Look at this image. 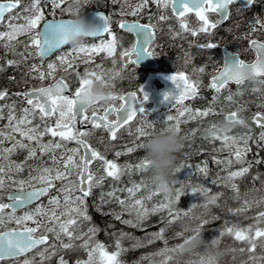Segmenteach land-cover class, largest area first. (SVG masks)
Instances as JSON below:
<instances>
[{
	"label": "trees",
	"instance_id": "1",
	"mask_svg": "<svg viewBox=\"0 0 264 264\" xmlns=\"http://www.w3.org/2000/svg\"><path fill=\"white\" fill-rule=\"evenodd\" d=\"M31 2L32 0H20L18 7L4 17L0 25V33L9 32L11 30L10 25L24 24L26 22L24 18L30 15L25 9L30 7ZM69 2L70 0H67V3L62 4L60 8L53 9L50 0H40V8L44 12V20L48 18H72L71 14L66 11ZM139 2L140 0H117L116 3H113V0H92L90 4L85 5L84 12L87 10L105 11L111 17L110 23L113 26L116 21L139 20L155 25V29L160 35H183V32H179L181 29H178L180 28V20L172 16L169 6L166 8L160 7L153 3L152 0H149L148 5L137 16L121 15L122 12L131 11V7H128V5L135 6ZM160 15L166 16V19L160 20ZM257 21L264 22V0L259 1L248 9H239L233 12L224 28L219 29V44L229 47L231 50L238 52L245 60H248L247 41L252 37L264 39V27ZM38 28L31 33L17 35L11 41L8 40L7 36L0 38V89H7L10 92L9 96L0 100V116L3 117L0 119V131L5 132L11 129L8 120L10 111L15 117L13 125H15L16 120L24 117L23 109L28 107H25L21 100L23 92L48 84L56 77L64 76L74 70L79 75H84L86 70L95 71L96 73L105 71L108 74L112 70L110 68L111 62L109 63V61L112 60L113 62L115 60L116 63L120 61L119 53L122 47L118 44L116 54L112 57L107 56L104 52L92 53L91 61L88 63H85L88 60V56L83 54L79 57H69L68 59L73 65L71 69L64 71L62 67L58 66L51 76L41 80L39 79V71L42 70L47 73L49 71L47 64L50 62L59 64L57 57L71 52L72 47L70 50H62L52 58L41 60L35 54V46L31 44V36L35 31H38ZM111 31L115 35H119V32H122L115 27ZM179 38L182 39V37ZM106 39H109V37ZM100 40L88 39L85 41V45L98 44ZM196 41H194L192 46H188V51L194 49V46L197 45ZM172 45L168 44L167 47L172 49ZM8 61H15V63L9 65ZM33 65L37 66V71L31 70ZM97 65L100 67H97ZM203 68L205 71L203 72L202 82L213 75L219 67L217 65L215 67L205 65ZM188 70L186 71L189 72ZM261 81H264V79L256 80L251 84L248 82L239 85H228L221 89L219 93H210L207 90H203L198 97L192 100V104L196 109L203 111L211 108L212 111L207 116H198L194 121L180 127L179 136L182 148L176 153L177 168L180 170H175L172 173V191L167 194L174 197L176 189L180 188L181 182H183L185 194L172 205L174 212L181 213L178 219L172 223H167L166 221L170 220L171 217H169L168 209L165 208L155 213L150 211L147 219L137 220L136 211L132 207L136 199H143L144 205L149 210L167 201L160 192H157L145 182L144 178L146 176H139L137 180L132 177L129 178L123 169L124 162H127L126 158L123 157L121 164L123 177H120V182H115V179L110 182V187L113 190L110 193H113V195L103 196L106 206L100 200L97 206L91 205L87 210L88 215L91 217L88 222L98 228L92 243L102 245V249H105L108 254L119 251L120 254L117 259L120 264H162L166 257H171V259L167 260V264H208L209 258H212L214 264H252L253 262L264 264V237L257 238L254 241L257 244L255 252L249 253L247 249L250 245L247 241L236 240L234 235H230L226 231L228 228L251 229L250 235L254 236L257 229L264 230V218L260 217V213L264 212V163H253L249 173L230 182L228 180L229 172L237 171L241 167H247V163H236V158L232 154L235 151V146L229 147V150L228 146L230 144L226 145L223 139H214L212 136V132H216L213 128V125H216L215 122L223 120L227 113L239 109V115L244 117L245 124L233 127L228 135L237 136L239 134L242 137H252L249 141L251 151L247 153L245 160L254 162L260 159L264 161V142L257 143L259 140L257 134L260 135L257 131L258 129H264L258 127L252 120L257 113L264 114V83H261ZM229 95L232 96V100L227 99ZM214 96L216 97L215 100H213ZM29 119L32 121V124L28 125L29 127L40 126L43 129L45 123L47 124V120H42L37 111L35 115H29ZM154 131V133L160 132L158 130ZM218 134L223 136V133L218 132ZM7 135L5 134V137ZM41 139L43 143L48 142L47 135ZM146 139L147 137H142L141 140L144 142ZM18 140H21V138H18ZM23 142L25 144L31 143L33 147H36L35 141L29 142L23 138ZM12 143L13 141L4 138L0 149L6 148ZM135 152L136 154L133 152L128 154L129 160L133 159L134 155L140 160L145 157L143 149H136ZM27 156V149H19L15 155L9 156L8 161L5 159L2 164L6 165L8 162H12L13 166L15 164H23L27 172L28 167L37 168L41 166L40 161L42 158H40L39 151H37L36 157L27 159L25 162ZM229 160L232 163H229ZM217 161H220V163H217ZM205 164L207 166V175L198 171L197 167H204ZM26 170H24V174ZM143 171L140 170L139 173L143 174ZM16 178L17 180H27L25 175H16ZM232 183H235L238 187V196L233 191ZM134 184L141 185V187L135 192V195L130 196L126 191L128 188L133 187ZM9 185L11 184H7L3 191L11 190L8 189ZM194 187L206 188L209 190L208 195L218 194L219 198L215 204H209L205 207L207 198L200 193L193 194L192 188ZM100 191L107 192L106 185L102 186ZM93 196L94 194L89 197V201ZM149 196H151V199L147 198ZM1 198L4 199V194L1 195ZM120 199L125 201L124 206L120 205ZM250 199L256 203L240 207L242 210L237 213L227 214L228 211L235 209L239 204ZM260 199L263 202H260ZM193 205H195L194 208L192 207ZM184 212H188V215H183ZM201 213H206L203 214L206 216H202ZM116 215H119L120 219H116ZM199 216L206 217L208 221L201 228L200 239H202L203 244L199 248L191 252L181 251L176 253L167 252L164 255L157 254L165 247L173 248L183 244L184 237L195 235L193 230L197 229L202 222L196 224ZM213 217L216 218L213 219ZM122 221H132V224L136 226L122 223ZM161 228L164 229L163 235L167 240V245H165L164 240H153L149 243L148 241L152 238V235L160 232ZM177 233H183V236H177ZM213 240H216L217 243L213 244ZM118 242L119 249L117 248ZM138 244L142 246H137ZM208 248L214 249L216 252L214 257L208 256ZM242 248L245 251L241 252L240 249ZM61 255L64 256L69 264H74L84 258L85 250L81 247L73 250L62 249L59 254L44 259L37 264H54L55 261L57 263ZM250 255L256 257L255 261L249 259ZM23 259L19 260L22 261ZM3 264H6V262H3ZM8 264H16V262L11 261Z\"/></svg>",
	"mask_w": 264,
	"mask_h": 264
},
{
	"label": "snow or ice",
	"instance_id": "2",
	"mask_svg": "<svg viewBox=\"0 0 264 264\" xmlns=\"http://www.w3.org/2000/svg\"><path fill=\"white\" fill-rule=\"evenodd\" d=\"M53 9L60 8L62 4L67 3V0H50ZM117 0H113V3H116ZM149 0H140L135 6L128 5L131 7V11L121 15H132L137 16L143 8L148 5ZM153 3H156L160 7H168L171 3L174 15L178 18L184 17L188 12H194L196 16L202 21L201 27L198 29L199 32L209 33L212 29H216L218 24L222 20H227L229 18L230 6L237 3V0H152ZM247 6H251L255 0H244ZM20 3V0H14L11 3H0V21L3 20L4 12L10 11L13 8H16ZM65 10V9H62ZM29 12L30 15L26 16L25 23L21 25H10L11 31L9 33H0V38L7 36L8 40L11 41L15 39L17 35L31 33L33 30L38 28L41 21H44V12L40 8V0H32L29 8L25 9ZM67 11V10H66ZM206 12H215L219 19L212 21L205 14ZM95 16L98 21L101 22V27L94 32L93 38H100L105 33L108 35L109 39L100 40V43H93L89 45H82L79 48H72L71 52H68L65 55H60L57 57L59 64L55 62H50L47 64V73L40 70L39 79L44 80L48 76H51L59 67H62L64 71L72 68V62L68 59L69 57H79L81 54L88 56V60L85 63L91 61L92 53L104 52L107 56L112 57L116 54L118 47V40L116 35L111 31L110 20L111 17L104 15L103 13L97 12ZM160 20H165L166 16L160 15ZM262 27H264V22L257 21ZM73 22L71 20H50L43 23L42 28L39 31H35L31 36V44L37 49L36 55L43 60L45 57L50 56L55 53L57 50L61 49L62 46L67 44L68 36L72 31ZM119 27L127 32L133 33L137 40L136 43L132 46L130 50L121 51L119 53L120 60L127 67L129 64L136 65L137 60L141 56L153 57L154 53L150 51V46L155 37V25L151 23L143 24L138 21L126 22L121 20L119 22ZM181 28L184 31H189L187 23L181 22ZM193 36L197 35L196 30H191ZM251 45L257 50L258 57L257 61L252 64L245 63L243 60L239 59L237 55L228 54L225 60L224 69L219 72L218 75L212 77V80L209 84V88L214 90L216 93H219L221 89L229 82H235L237 85L243 83L245 80L246 74L251 72L256 76H264V59H261L259 56L260 52H264V44L257 43L255 40L250 41ZM27 47V45H26ZM198 47L202 49H214L218 47L217 44L209 42L204 45H199ZM135 55V60L131 57ZM9 65L15 63V61H8ZM115 64V60L113 61ZM66 65V67H65ZM97 67H100L97 65ZM32 71H37V66H32ZM205 69L203 67L194 69V72L203 73ZM119 75V73H116ZM88 77H95L97 80L102 79V75L96 73L95 71L86 70L84 75L80 77V85L75 90V92L70 96L68 93L69 85L65 82L63 78L58 80L54 85L48 87H40L34 89L32 92L24 93L25 101L27 105L31 108H24L25 113L24 117L16 120L15 125L13 126V121L15 117L12 112H9L8 120L9 126L12 133H19V135L29 142L35 141L36 147H33L31 143L25 144L23 140L15 139V136L8 134L5 137V134L0 131V145L3 144L4 138L13 141L12 147L0 149V156L3 159H8L14 152L18 149H27L28 156L25 158L31 159L36 157L37 151L41 154L52 152L54 149H59L62 147V144L52 140L48 143L42 142V137L45 135H51L52 137H60L61 141H72L74 140L77 144L76 148L70 150L71 154H65V156L59 159L53 156V164L55 167L49 168L44 167L38 169V175H31L29 179H13L12 172H20L23 170V164H15L13 166L12 162H9L7 168L0 165V191L4 190L6 187V182H11L12 185H18V193H10L8 195V200L11 203L0 202V264H3L6 260L15 261L16 264H36V261L33 258L27 256L28 253L33 252L37 249L38 246L44 245L45 248L43 251L37 252L36 254L41 257V260L48 259L53 255H56L58 249L62 248L64 250H73L77 247L84 248L88 250L89 261H77L76 264H90L92 253L96 248H102V245H96L95 248L91 247L92 237L95 235L98 230L96 226H91L88 228L87 233L82 231H77L78 228V219L83 221H90L91 217L87 213L86 198L91 195L93 187L100 186L104 177L97 179L93 171L90 169V165L93 160H99L103 162L104 172L108 177H112L115 180L120 178V175L123 173V169L118 166L113 161L106 160L104 156L88 143L86 137L91 135V132L80 131L75 128V124L80 120L86 121L91 124L93 129L106 130L112 140L117 139V132L123 128L125 125H128L138 114L146 117L144 115L143 104L147 101L148 97L144 93L143 89L140 87L139 91L141 93L142 99L139 103H136L137 93H129L127 96L115 93H110V100H119L120 104L117 107L116 105H110L109 107L104 108L103 114H99L98 111L94 108L98 103L91 100L86 92V84L90 81ZM167 79L175 85V89H178V94L165 93L164 100H174L177 104H183L185 99H194L197 97L200 89V81L192 80L189 76L185 75L184 72H180L177 75H170ZM264 83V81H261ZM110 86V85H109ZM7 95L6 92L0 91V100L4 99ZM216 97H213L215 100ZM228 100H232V96L227 97ZM39 111L40 117L42 120L45 118L51 117L54 114H59L55 126H48L46 123L41 129L40 126H31V119L29 115H35L36 111ZM91 111V118L87 114ZM212 109L207 110H196L195 113L192 112L187 106L183 107V110L179 112L178 117L168 115L163 121L167 127H174L178 132L180 131V117H185V114L188 113L187 119H195L198 116H207ZM239 109L234 112L227 113L228 118L237 117L239 114ZM114 116V119L110 117ZM3 117L0 116V119ZM175 122L170 124L168 122ZM186 122V121H185ZM253 122L257 124L258 127L264 129V114L257 113L253 117ZM157 122L145 120V125L136 128V139L139 140L141 137H148L150 133L147 129L155 128ZM23 126V127H22ZM215 125H213V128ZM131 134V133H130ZM214 139H223L225 143L231 141V145L235 146L234 156L235 162L239 164L247 163V167H241L237 171L229 172L228 180L235 181L239 177H243L245 174L249 173L250 168L253 166V163L260 164L264 161L257 159L253 161H246L245 157L248 152L251 151L249 147V141L252 139L250 136L240 137L239 140L234 137H229L227 135L220 136L218 132H212ZM264 142V130L260 132L259 140L257 143ZM143 141L136 143L133 141L132 147H127L126 151L131 153L136 149H143ZM242 145V146H241ZM80 149H83V154L80 153ZM6 154V155H3ZM79 155V159H76V156ZM121 153H117V156ZM220 163V161H217ZM229 163H232L229 160ZM138 170H147L148 161L146 158L141 159V161L135 166ZM198 167V171L207 175V166ZM180 169L177 168L176 171ZM75 173L77 179L73 180L71 177ZM33 181H36L41 187H36ZM56 181H61L58 191L63 193V208H61V199L58 196L49 197V207L45 209L43 206H37L33 211H26L24 215L17 216L16 210L25 209L31 203L40 200L41 197L49 196L50 190L56 188ZM25 185H28L31 188V191L25 192ZM233 191L238 193V187L235 183H232ZM141 185H133V187L128 188L127 192L130 196H133L136 191L139 190ZM209 190L206 188H192V193H200L205 196L207 207L209 204H215L219 198V195H208ZM79 193V194H75ZM184 185L181 182V187L176 189L175 196L166 195V203H161L159 206H154L149 210L143 203V199H136L132 207L136 211V216L138 221L147 219L149 212L155 213L161 211L165 208L169 211L170 220L166 221L167 223H172L174 220L178 219L181 215L179 212H174L172 205L180 200L181 196L184 195ZM113 193H108V196H112ZM151 199V196L147 197ZM2 199V198H0ZM103 201V196H102ZM121 206L125 205L124 200H119ZM259 203V202H258ZM248 205V201H245V206ZM193 208L195 205L192 206ZM5 210H10L6 212ZM99 210V209H98ZM242 209H237L240 211ZM191 211V209H189ZM183 215H188V212H184ZM67 219H63L64 217ZM38 217H47L49 224L45 225L42 219ZM260 217L264 218V212L260 213ZM116 219H120L119 215L115 216ZM216 217H213L215 219ZM27 221H31L35 227L25 226L23 230H2L3 226L8 223L15 222L17 225L25 224ZM122 223L132 224V221H122ZM207 220H203L197 229L193 230L195 235L190 237H184L183 244L187 243L190 239H200L201 238V228L204 224H207ZM44 228V232L40 235H36L40 228ZM227 233L234 235L236 240L247 241L250 247L247 249L249 253H254L257 247V244L254 242L257 238L264 237V230L257 229L254 236L250 235L251 229L242 230L228 228ZM47 233H53L52 239L54 241H59V245L55 242L49 244L50 237ZM164 229L161 228L160 232L152 235V238L149 239V243L153 240H164L165 245H167V240L165 239ZM177 236H183V233H177ZM64 237L67 238V243L64 242ZM82 241L81 244L77 245L76 241ZM213 244L217 243L216 240L212 241ZM183 244L177 245L173 248L163 249L158 255H164L167 252H181L183 251ZM137 246H142L138 244ZM119 242L117 243V248L119 249ZM241 252L245 249H240ZM119 251L107 254L102 253L106 256L108 264H120V261L117 259L119 256ZM20 257H24L23 261L19 260ZM171 257H166L162 264H167V260ZM249 259L255 261L256 257L251 256ZM58 264H69L65 260L64 256L59 257ZM208 264H214L212 258H209Z\"/></svg>",
	"mask_w": 264,
	"mask_h": 264
},
{
	"label": "rangeland",
	"instance_id": "3",
	"mask_svg": "<svg viewBox=\"0 0 264 264\" xmlns=\"http://www.w3.org/2000/svg\"><path fill=\"white\" fill-rule=\"evenodd\" d=\"M233 10H234V12L236 11V8H233ZM176 27V26H175ZM179 27H181V23H179ZM178 29H181V28H178ZM223 29V28H222ZM191 30L192 29H190V32H191ZM195 30V29H194ZM11 31V30H10ZM9 31V32H10ZM9 32H7V33H9ZM179 32H180V30H179ZM166 34H168L167 32H165ZM219 34V33H218ZM108 36V35H107ZM106 36V37H107ZM105 37V38H106ZM104 38V39H105ZM103 39V40H104ZM218 39H219V36H218ZM107 40V39H106ZM117 40H118V44H119V46L120 47H122L123 48V45L125 44V42H124V40H123V38H122V36H120V37H117ZM220 40V39H219ZM160 44H158V46H159ZM119 47V48H120ZM160 49H161V47H160ZM164 55V54H163ZM185 61L187 62V67L189 66V69H190V71H191V73H192V75L196 78V80L198 79L199 81H200V83H202V79H203V75H204V73H198V72H194V69H198V68H201V67H203V66H211V67H215L216 65L218 66L219 65V58H218V53L217 52H215V51H212V52H209V51H206L205 49H202V48H200V47H197L196 48V50H191V51H186L185 52ZM176 59H177V57H176ZM111 62V64H110V68H112V70L110 71V73L109 74H106L107 75V77H110V86H109V90H110V92L111 93H115V94H117L118 95V93L120 92L119 90H120V87L117 85V82L119 81V82H122V86H125V85H129V83H130V80L129 79H124L123 78V76L121 75V74H123L124 72L123 71H121L120 70V68L117 66V63H116V61H115V64L112 62V60L111 61H109V63ZM99 72H105V71H99ZM116 73H119V75H116ZM128 74V73H127ZM138 74V73H137ZM101 75V74H100ZM139 75V74H138ZM66 77L69 79V81L72 83V82H74L78 77H79V74H78V72H76L75 70L73 71V72H70V73H68V74H66ZM95 78V77H94ZM137 78V77H136ZM118 100H110L108 103L110 104V103H112V102H115V104H118L119 102H117ZM107 103V104H108ZM107 104H105V103H103L102 105L104 106V105H107ZM184 106H187L188 108H190L191 110H192V112L193 113H195V111L196 110H199V109H196L194 106H193V104H192V102H188V103H184V104H172V105H170V106H168V107H166V108H164V109H162V110H160V111H158L157 113H155L153 116H150L149 118H146V119H143V118H139V119H137L135 122V125H134V128H130L129 129V131H131V133H133L132 135H130V136H132V139H131V137H130V142H128L127 141V143L125 144V145H118V146H116L117 148L120 146V148L118 149V151L119 150H121V152L123 153V157H125L126 159L125 160H127V162H124V164H123V169H124V172L125 173H127L128 174V176H129V178H134V179H136L137 180V178L139 177V176H142V177H145L147 174H148V171L147 170H144L143 171V174H141V173H139L140 172V170H138L135 166L141 161L138 157H136L135 155H134V158L133 159H130L129 160V155L128 154H130V153H128L127 151H126V148L127 147H132L133 146V141H135L136 143H140L142 140V137L139 139V140H137L136 139V128L137 127H140V126H144L145 125V120H149V121H153V122H157L156 123V125H155V128L154 129H152V128H149V129H147L150 133H154L155 131L154 130H158V131H161L162 129H164L165 127H167V125L163 122L165 119H166V117L168 116V115H172V116H174V117H178L179 116V112L181 111V110H183V107ZM187 117H188V113H186L185 114V117H180V120L182 121L181 123H180V127L181 126H183V125H187L186 123H188V122H191V121H194L195 119H187ZM59 118V114L57 113V114H55V122L57 121V119ZM186 121V122H185ZM168 123H170V124H174L175 122L173 121V122H168ZM215 124H218V122L216 123L215 122ZM14 126V125H13ZM30 126V125H29ZM129 131H128V133H129ZM230 131H231V129L227 132V133H223V135H227V136H229V137H234V138H240V137H242L241 135H237V136H235V135H228L229 133H230ZM262 130H259L258 129V133H260ZM4 134H11V135H13V136H15V139H17L18 140V138L20 139L21 138V140H23V138L22 137H20V135H19V133L17 132V133H12L11 132V129L9 130V131H2ZM260 135L259 134H257V137H259ZM128 137H129V135H128ZM143 138H146V137H143ZM52 140H55L56 141V139H54V138H49L48 139V142L49 141H52ZM48 142H46V143H48ZM57 142H59V143H61L62 144V147L61 148H59V149H54V151H52V152H47V153H43V154H41L40 153V158H45L44 159V161H41V166L40 167H38V168H30V167H28V172H27V170H26V168L25 167H23V171L22 172H15V170L11 173L12 174V176H13V179H15V180H17V178H16V175H25V178L26 179H29V176H30V174H29V172H32L31 173V175H33V176H35V175H38L39 173H38V169H42V168H44V167H49V168H53V167H55V165L53 164V156H55L56 158H57V162H59V159L61 158V157H63V156H65V154H71V152H70V150L71 149H73V148H71L67 143H65V142H61V141H59V140H57ZM105 143V142H104ZM224 143H225V141H224ZM106 144V143H105ZM226 144V143H225ZM228 144H230L229 146H228V149H229V147H231L232 145H231V141H229V142H227V144L226 145H228ZM106 146H108L107 144H106ZM10 147H12V144H9L6 148H10ZM124 147V148H123ZM224 148H225V146H223ZM19 150V149H18ZM230 150V149H229ZM17 153V151L16 152H14L11 156H13V155H15ZM118 152H116V154H117ZM133 153H135L136 154V152L135 151H133ZM3 155H6V154H3ZM133 157V156H132ZM131 157V158H132ZM0 165H2V166H5V168H7V166H8V164H9V162L6 164V165H4V164H2V163H4V160L5 159H3L2 158V156H0ZM76 159L78 160L79 159V156L77 155L76 156ZM7 161H8V159H6ZM115 163V162H114ZM95 170L97 171V172H99V171H102L101 172V175L100 174H98L99 175V177H97V179H99L100 177H103V176H105L106 175V173L104 172V165H102L101 163H100V161L99 162H97L96 164H95ZM24 170H26V173L24 174ZM103 175V176H102ZM120 177L122 178L123 177V173L120 175ZM71 179H73V180H75L76 179V176H75V173H73V176L71 177ZM145 179V178H144ZM18 180H20V179H18ZM33 183L35 184V186L37 187V186H40V184L39 183H37L36 181H33ZM56 183V185H57V187L56 188H53L52 190H51V192L49 193V196H47L44 200H42L40 203H38L36 206H34L33 208H29V209H27V210H24V211H20V212H16L15 214L17 215V216H21V215H24V213L26 212V211H33L37 206H43L45 209H47L48 207H49V197L50 196H58L60 199H61V208H63V193H61V192H59L58 191V189H59V186H60V184H61V181H56L55 182ZM7 184H11V182H6V185ZM104 185V182L102 181V183H101V185ZM100 185V186H101ZM10 186V187H9ZM9 186H7V187H9L8 189H11V190H14V189H18V185H9ZM100 186H96V187H94L93 189H94V191H95V195L92 197V199L89 201V197L91 196V195H93L92 193H91V195L89 196V197H87L86 198V206H87V210L91 207V205H94V206H97L98 205V202L100 203V200H102V196H108V193H110V192H112L113 190L111 189V187H110V183H107L106 184V188H107V192H101L98 188L100 187ZM25 187V189L26 188H29V186L28 185H25L24 186ZM131 187V186H130ZM115 192V191H114ZM127 192V191H126ZM157 192H160V191H158L157 190ZM6 193H7V191H0V198H1V195L2 194H4V196L6 195ZM128 193V192H127ZM161 193V192H160ZM75 194H79V193H75ZM162 195H163V197H165V194L164 193H161ZM135 195V194H134ZM103 197V198H104ZM121 198V197H120ZM264 198V197H263ZM1 200V199H0ZM121 200V199H120ZM103 202V205L104 206H106V203H104V201H102ZM260 202H263V200H261L260 199ZM254 203H256L255 201L254 202H252V199H250V200H248V205H252V204H254ZM94 206H93V208H94ZM242 206H244L245 207V202H242L241 204H239L235 209H232V210H230V211H228V213L227 214H231V213H237L238 211H237V209H240V207H242ZM6 212H8V211H6ZM202 214V216H206V215H203V214H206V213H201ZM226 214V213H225ZM202 216H199V218H198V220L196 221V224L198 223H200L201 221H203V220H207V218L206 217H202ZM68 217L66 216V217H64L63 219H67ZM38 219H42L43 220V222H44V224L45 225H48L49 224V220H48V218L47 217H38ZM25 226H29V227H35L36 225H34L31 221H27L26 222V225L25 224H21V225H17L15 222H11V223H8V224H6L5 226H3V228H2V230L3 229H8V228H24ZM91 226H94V225H92V224H90L88 221H83L82 219H78V228H77V231H82V232H84V233H87V231H88V228L89 227H91ZM98 229V228H97ZM40 230H41V232H44V228L42 227V228H40L39 229V232H40ZM98 232V230L96 231V233ZM47 234H49V233H47ZM51 234V237H53V233H50ZM94 237V236H93ZM53 242H55L57 245H59V241H54L53 239L52 240H50L49 241V244H52ZM64 242L65 243H67V238L66 237H64ZM77 245H79V244H81L82 243V241H76L75 242ZM96 245H98V244H96ZM96 245H94L93 243L91 244V247H93V248H95L96 247ZM44 248H45V246H43V247H41V248H39L38 250H36V251H34L31 255H29L28 257L31 259V258H33L34 257V259H35V261H36V264L37 263H40L42 260H41V257L39 256V255H37L36 253L37 252H40V251H43L44 250ZM62 251V248H60V249H58V252H57V254H59L60 252ZM102 253H107L106 252V250L105 249H102V248H96V250L92 253V256H91V260H90V264H92L93 262H94V264H108V261H107V259H106V256H104V255H102ZM108 254V253H107ZM85 259L83 260V259H81L80 261H89V254H88V250H85ZM23 261V260H22ZM21 261V262H22ZM56 262V261H55ZM54 262V264H58V260H57V263H55ZM74 264H76V262L74 263ZM252 264H258L257 262H253Z\"/></svg>",
	"mask_w": 264,
	"mask_h": 264
},
{
	"label": "flooded vegetation",
	"instance_id": "4",
	"mask_svg": "<svg viewBox=\"0 0 264 264\" xmlns=\"http://www.w3.org/2000/svg\"><path fill=\"white\" fill-rule=\"evenodd\" d=\"M188 17H194L193 15H188L182 18V20H186ZM209 19L212 21L217 20V16L215 14H209ZM196 20V19H195ZM197 21V20H196ZM187 23L188 28L189 24L188 22H184ZM196 31H197V35L193 36L191 34V32L189 31H184L181 28L180 32H184L183 35H155V41L151 44L150 46V51H152L154 53V57L157 60V68L155 69H149V68H144V67H140L134 64H129L127 67L124 66V64L122 62L118 63V67L120 68L121 71H123L124 73L121 74L123 76V78L129 79L130 83L129 85H125L122 86V82H117V85L120 87V92L118 93V95L123 94L125 95L126 93H137V98L140 101V99H142L141 93L139 91L141 84L145 81L146 77H148L150 74L156 75V74H161V73H175L178 74L180 72H184L185 71V67H186V62H185V52L188 51V46H192L194 44V41H196L197 39H200V37H203V41L198 42V45H203L204 42H213L215 44H217V40H218V29L220 28H216V29H212L209 33H203V32H199V28L202 25V21L199 22L197 21L196 23ZM122 33V32H121ZM127 36V38H124V42L125 44L123 45V49L125 50H130L134 44V38L132 36V34H128L125 33ZM156 34V32H155ZM120 35V34H119ZM116 35V36H119ZM184 36V37H183ZM179 37H182L179 38ZM190 38V39H187ZM264 41V39H262ZM170 41H172L170 43ZM180 43V44H179ZM158 44H160L158 46ZM173 44L172 45V49L169 47H167V45ZM175 44V45H174ZM161 47V49H160ZM171 49V51H170ZM211 51H215L217 52V50L214 48ZM164 54V55H163ZM177 57V59H176ZM131 59H134V56L131 57ZM247 59L249 60L250 58L247 57ZM128 73V74H127ZM139 75H138V74ZM137 77V78H136ZM66 80H69L67 77H65ZM154 85L156 86V89L161 88L162 85L158 80H154ZM69 84V83H68ZM117 102H119L118 104H115V102L112 103H108L107 105H102L103 102L98 103L97 105L94 106V108L98 111L99 114H103V110L104 108L110 106V105H116L117 107L120 104V101L118 100ZM25 107L31 108V106L27 105L26 103ZM151 106V105H150ZM91 111L89 110V112L87 113L89 116L91 115ZM115 117L112 116L110 117V119H114ZM139 118H149L148 116L144 117L142 115L137 116L133 121H131L128 125H125L123 128H121L118 132H117V139L112 140L108 134V132L106 130H104L103 128L101 129H93L92 127L88 128L86 125L88 124L86 121L81 122L80 125H82V127H85L82 131L85 132H91V135L87 136L86 139L88 141V143L93 147V149L99 151L104 158L107 160L108 157L110 158H115V162L118 166L121 167L122 164V158H123V153L121 152V150L118 151V149L120 148V146L117 148L116 146L118 145H125L128 142H130V140L132 139V135L133 133H131V131H129L130 128H134L135 125V121ZM52 120L49 119L46 122H48L49 124L53 123L51 122ZM76 129H78L77 127H75ZM129 131V133H128ZM131 133V134H130ZM129 135V137H128ZM131 137V139H130ZM51 138H54L51 136ZM54 139L60 140V137H55ZM61 142H65L67 143L71 148H76L77 144L74 140L72 141H61ZM108 146H106V144ZM126 146V145H125ZM124 148V147H123ZM116 152L121 153V155L117 156ZM82 154L81 150L80 153ZM79 156V155H78ZM118 158V161H117ZM99 162V160H93L92 164L89 166L90 169L93 171V173L95 174L96 177H99L98 174L101 175L102 171L97 172L95 170V164ZM100 163L103 165V162L100 161ZM103 176V175H102ZM103 182L104 183H108L111 182L113 180L112 177H108L107 174L105 176H103ZM77 179V177H76ZM121 178H119L118 180H115V182H120ZM94 191V189H92ZM92 192V191H91Z\"/></svg>",
	"mask_w": 264,
	"mask_h": 264
},
{
	"label": "clouds",
	"instance_id": "5",
	"mask_svg": "<svg viewBox=\"0 0 264 264\" xmlns=\"http://www.w3.org/2000/svg\"><path fill=\"white\" fill-rule=\"evenodd\" d=\"M92 0H70L67 11L71 14L73 22L72 31L68 36L67 44L72 48H79L85 44V41L93 38L102 25L101 22H94L85 17L84 7L90 4ZM132 6V5H131ZM97 80L96 78H87L90 82L86 84V92L91 100L107 104L110 101V77L107 75ZM245 80L256 81V75L249 72ZM245 119L238 114L237 117L225 118L215 125L214 130L220 133H227L237 125H244ZM182 148L179 132L174 127H165L158 133H152L143 143V150L148 161V174L145 182L155 190L169 194L172 191V173L177 168L176 153ZM203 244L202 239H190L183 244V252H191ZM209 257H214L216 252L212 248L207 249Z\"/></svg>",
	"mask_w": 264,
	"mask_h": 264
},
{
	"label": "water",
	"instance_id": "6",
	"mask_svg": "<svg viewBox=\"0 0 264 264\" xmlns=\"http://www.w3.org/2000/svg\"><path fill=\"white\" fill-rule=\"evenodd\" d=\"M11 2H14V1H0V3H4V4H7V3H11ZM237 3H240L243 7H248L246 4H245V2H244V0H237ZM237 3H235V4H237ZM169 7H170V9L172 10V13H173V15H174V12H173V9H172V7H171V3H170V5H169ZM14 9V8H13ZM7 12H9V11H5L4 12V15L7 13ZM97 12H100V13H103L104 15H106V13L105 12H103V11H100V10H89V11H86L85 12V17L87 18V19H90V20H92V21H94V22H98V20H97V18H96V16H95V13H97ZM190 13H192V14H194L195 16H196V14L194 13V12H188V13H186V14H190ZM215 13V12H214ZM185 14V15H186ZM174 16H176V15H174ZM177 17V16H176ZM197 17V16H196ZM198 18V17H197ZM199 19V18H198ZM50 20H53V19H46V20H44L42 23H41V25H40V27H39V29H38V31L40 30V28H42V26H43V23L45 22V21H50ZM56 20H70V19H68V18H58V19H56ZM226 20H222L221 21V23L220 24H218V25H221V24H223L224 22H225ZM1 22V21H0ZM131 22H134V21H131ZM131 22H129V23H131ZM118 27H119V23H118ZM120 28V27H119ZM126 31V30H125ZM106 34V33H105ZM104 34V35H105ZM133 34V33H132ZM134 35V34H133ZM134 39H135V42H134V44L136 43V40H137V38H136V36L134 35ZM154 40V39H153ZM252 40H255L257 43H260V44H263L261 41H259V40H257V39H252ZM252 40H250V41H252ZM250 41H249V43H248V46L255 52V54H256V57H255V59L252 61V62H249L248 64H252V63H255L256 61H257V57H258V53H257V50L251 45V43H250ZM67 45V44H66ZM65 46V45H64ZM63 47V46H62ZM222 54H223V63H222V67H221V69L215 74V75H218L219 74V72H221L223 69H224V67H225V60H226V58H227V56H228V54H232L230 51H228V50H226L224 47L222 48ZM52 55V54H51ZM50 55V56H51ZM233 55H237V54H233ZM50 56H48V57H50ZM259 56H260V58L261 59H264V52H260L259 53ZM48 57H45V58H48ZM133 60H135V58L133 59ZM245 63H247V62H245ZM136 65H138V66H141V67H144V68H155V67H157V64H156V60L153 58V57H146V56H141L138 60H137V63H136ZM170 75H177V74H175V73H164V74H156V75H153V74H150L147 78H146V80L142 83V85L140 86L142 89H143V91H144V93L147 95V97H148V99H147V101H145L144 102V104L142 105L143 106V108H144V115H149V114H151V113H153V112H155L156 110H158L159 108H161V107H163V106H166V105H168V104H171L172 102H174V100H169V101H165L164 100V94L165 93H173V94H178V92H179V90L178 89H175V85H173L168 79H167V77L168 76H170ZM214 75V76H215ZM154 78H157L159 81H160V83L162 84V88H160V89H156V87H155V85L153 84V80H154ZM58 80H60V78L59 79H57V80H55L53 83H51L50 85H54ZM211 80H212V77L210 78V80H209V84H210V82H211ZM232 83H235V82H232ZM236 84V83H235ZM50 85H47V86H44V87H48V86H50ZM208 88H209V85H208ZM210 89V88H209ZM212 90V89H211ZM0 91H2V92H6L7 93V91H5V90H0ZM33 90H30V91H28V92H32ZM28 92H26V93H28ZM67 94H69L70 95V90L68 89V93ZM129 93H126L125 94V96H127ZM199 94V93H198ZM190 99H192V98H190ZM190 99H185L183 102H185V101H187V100H190ZM24 101H25V97H24ZM136 103H139V101H138V99L136 100ZM147 103H151L152 104V107L150 108V109H148V108H145L144 106H145V104H147ZM90 118H91V115H90ZM82 120H80L79 122H77L75 125H79V123L81 122ZM91 126V124H89L88 123V125H87V127H90ZM52 127H54V126H52ZM78 128V130H80V131H82L85 127H77ZM81 151H82V153H83V149H81ZM32 189H29V190H25V192H27V191H31ZM13 193H18V192H13ZM36 202V201H35ZM8 203H11V201L10 202H8ZM34 203V202H33ZM33 203H31V204H33ZM11 230V229H10ZM16 230H23V229H16ZM6 231V230H5Z\"/></svg>",
	"mask_w": 264,
	"mask_h": 264
}]
</instances>
